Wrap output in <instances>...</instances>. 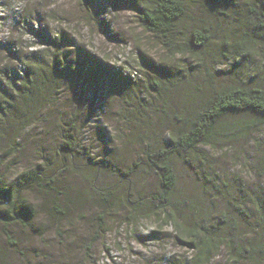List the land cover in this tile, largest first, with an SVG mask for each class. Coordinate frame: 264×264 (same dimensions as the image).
Listing matches in <instances>:
<instances>
[{
  "label": "rangeland",
  "instance_id": "obj_1",
  "mask_svg": "<svg viewBox=\"0 0 264 264\" xmlns=\"http://www.w3.org/2000/svg\"><path fill=\"white\" fill-rule=\"evenodd\" d=\"M149 1L34 0L33 6L56 16L43 21V27L55 36L64 33L83 52L101 60L110 75L98 78L87 70L76 76L64 73L57 96L38 100L24 117L15 114L20 110L17 106H0V185L11 187L35 205L36 212L27 224L17 222L7 228L15 243L0 224V264H161L171 254L179 262L191 263L195 251L179 245L173 227L162 221V215L145 217L149 209L131 212L126 205L127 199L140 200L159 187L144 139L154 136L156 146L168 142V127L177 120L175 114L193 108L201 96L197 86L206 73L202 62L214 69L216 82L218 78L264 86V29L257 32L255 28L262 18L258 0L218 4L185 0L186 14L177 37L183 46L180 53L141 25L139 11ZM4 4L0 0V39L12 28ZM195 28L204 33V41L202 45L190 43L189 51L184 41L189 43L188 34ZM183 73L187 78L180 81ZM154 80L160 83L163 98L153 88ZM181 92L189 95L182 98ZM223 122L226 137L200 145L201 151L191 155L192 166L174 158L178 184L182 191L188 185L186 193L191 191L202 203L205 200L212 218L228 208L235 213L239 210L226 200L225 191L232 187L243 207V221L252 229L248 238L259 240L264 215V122L254 113H229ZM71 138L81 149L75 157L79 169L70 168L69 158L61 152ZM92 161L113 169L97 171L96 165H89ZM33 168L53 177L59 190L66 185L73 189L77 199L67 216L49 217L54 191L47 193L35 182L21 181L20 173ZM128 170L129 177L125 176ZM196 174L198 180L208 176L226 189L219 192L214 187L202 194L192 181ZM94 184L112 190L111 198L119 202L104 215L103 223L98 219L100 195L93 190ZM44 186L45 191L51 188L48 183ZM213 256L209 264H234L224 247Z\"/></svg>",
  "mask_w": 264,
  "mask_h": 264
},
{
  "label": "trees",
  "instance_id": "obj_2",
  "mask_svg": "<svg viewBox=\"0 0 264 264\" xmlns=\"http://www.w3.org/2000/svg\"><path fill=\"white\" fill-rule=\"evenodd\" d=\"M208 1L218 4L228 3L232 0ZM2 3L8 11L9 16H6V19L12 21V28L11 32L0 39V48L4 49L6 55L3 56V51H1L0 95L3 97L1 107L17 106L20 110L15 114L18 118L24 117L38 100L48 101L57 96L62 87L60 76L64 73L76 76L87 70L98 78L103 74L110 75V69L101 60L94 59L87 52H83L84 50L73 40L65 38L64 33L55 36L47 26L43 27L41 25L43 21L56 16L47 10L44 11L40 7L33 6L34 0H27L22 4L19 3V0H2ZM19 4L21 5L19 6ZM257 4L260 6L262 18L259 17L258 21L260 22L255 23V28L257 32H262L264 29L262 21L264 19V0H258ZM186 9L185 0H150L139 11V20L147 31L160 38L167 47L181 53L183 46L180 45V40H177V37L182 31L179 25L186 14ZM28 34L31 37H23ZM188 36L189 43L186 41L184 43L187 44L189 51H192V44L202 45L204 41V33L198 28L193 29ZM64 38L67 40H62ZM23 42H26L27 50H25ZM37 44L39 47L33 48ZM30 47L32 48L29 49ZM201 64L206 70L202 77V83L200 82L201 84L197 86V89L201 91V96L198 101L194 100L193 108H185L181 114H175L177 120L172 121L168 127V142L156 146L153 142L154 136L147 135L144 139L149 164L159 175L158 190L140 200L137 198L133 201L127 199L126 205L131 212L149 209L150 212L145 214V217L153 218L162 215V221L173 227L179 245L192 247L195 251L190 264H209L214 253L219 251L220 247L227 250L228 258L234 264H247L246 261L251 264H260L264 262V215L261 216L259 222L261 228L259 233L262 235V239L248 238L252 229L248 227L249 222L244 223L243 221V213L240 210L243 207H240L238 204H242L234 198L235 193L232 192V187L226 189L224 186L226 200L227 203H232L239 210H236L237 213H235L228 208L217 215L215 214L212 218L206 201L203 200L202 203L200 198L192 197L191 191L186 193L185 191L190 189L188 185H185V191H182L178 184L174 158L178 157L190 166L192 164L191 155L198 150L201 151L200 145L211 143L212 140L222 135L226 137L227 126L224 129L223 118L227 114L254 113L256 118L258 117L264 122V86L247 81H218V78L216 82L214 69L211 71V68L204 62ZM185 78H187V74L183 73L179 80L182 81ZM153 85V88L163 98L164 92L160 83L154 80ZM172 85L177 86L176 80L172 81ZM206 90H210L207 95L205 94ZM188 95L186 92L180 93L182 98ZM69 140V143L66 140L62 145L61 152L69 158L70 168L79 169L80 167L75 163V157L79 156L81 149L74 138ZM50 163L51 161H46L47 166ZM89 165L91 167L96 165L97 171L98 168L108 171L113 169L112 166L100 161L89 162ZM131 170L134 169L131 168ZM131 170H128L125 176L129 177ZM194 177L192 175V179ZM20 179L23 183L35 182L40 187H44V192L54 191L55 199L48 209L49 217L52 219L67 216L76 202L77 196L73 189H68L66 184L58 182L59 185H66L63 187L64 189L59 190L54 178H49L40 169L33 168L23 171L20 173ZM192 181L194 184L197 182L202 194H206L214 187L219 192L224 191L214 179L208 176H204L200 181L196 174ZM187 182L190 184L189 181ZM45 183L50 185V190L45 191ZM51 184L53 185L51 186ZM93 187V190L100 195L97 206L101 209V213L98 215V219L103 223L104 215L119 202L115 201V198H111L112 190H104L96 184ZM65 189L66 191H64ZM35 214V205L28 203L23 197L20 198L11 187L0 185V224L12 243L15 241L7 228L17 222L27 224ZM242 227H244L243 230ZM175 258L176 256L171 254L168 260L161 264H185Z\"/></svg>",
  "mask_w": 264,
  "mask_h": 264
}]
</instances>
